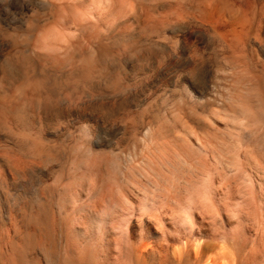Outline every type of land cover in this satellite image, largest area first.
<instances>
[{"label":"bare ground","instance_id":"6f19581e","mask_svg":"<svg viewBox=\"0 0 264 264\" xmlns=\"http://www.w3.org/2000/svg\"><path fill=\"white\" fill-rule=\"evenodd\" d=\"M0 264H264V0H0Z\"/></svg>","mask_w":264,"mask_h":264}]
</instances>
